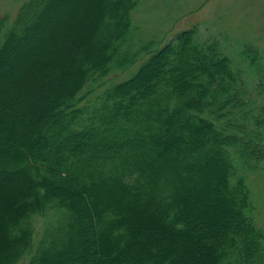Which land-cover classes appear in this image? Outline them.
Returning a JSON list of instances; mask_svg holds the SVG:
<instances>
[{
    "label": "trees",
    "instance_id": "1",
    "mask_svg": "<svg viewBox=\"0 0 264 264\" xmlns=\"http://www.w3.org/2000/svg\"><path fill=\"white\" fill-rule=\"evenodd\" d=\"M136 8L29 0L0 44V264H264L243 176L264 161V105L196 29L124 49ZM244 53L264 76L259 50ZM140 54L136 75L82 105L95 76ZM15 64L27 71L8 81ZM51 211L65 224L37 246Z\"/></svg>",
    "mask_w": 264,
    "mask_h": 264
},
{
    "label": "rangeland",
    "instance_id": "2",
    "mask_svg": "<svg viewBox=\"0 0 264 264\" xmlns=\"http://www.w3.org/2000/svg\"><path fill=\"white\" fill-rule=\"evenodd\" d=\"M28 1L0 0V16L6 18V24L0 32V44L13 26L20 8ZM135 1L137 8L132 13V27L124 49L129 48L135 55L149 42H155L156 48H162L178 33L196 29L195 40L201 45L215 42L231 59L233 68L242 72L245 88L256 106L264 105V86L260 87L261 83L264 84V76L253 74L251 63L244 53L246 49H258L264 58V0ZM39 51L37 54L41 56ZM148 59L149 56L140 54L128 70L109 72L104 77L95 76L80 95L83 97L82 105H94L97 96L114 85L131 79ZM26 71L25 68L21 70L19 64H15L12 71H6L4 76L8 81L14 82L17 73ZM11 73H16V76ZM0 92V97L4 98L11 93L9 84L2 82ZM29 118V114L24 115L20 122L26 123ZM240 174L239 170L238 176ZM243 176L246 178L253 205L250 215L257 227L264 231V161ZM65 221L64 211H51L48 216L36 219L34 227L37 246L47 243L52 234L59 232H56L57 229ZM26 263L24 260L23 264Z\"/></svg>",
    "mask_w": 264,
    "mask_h": 264
}]
</instances>
